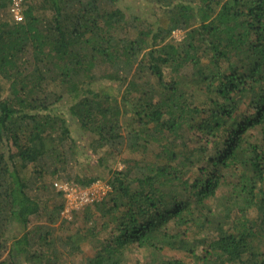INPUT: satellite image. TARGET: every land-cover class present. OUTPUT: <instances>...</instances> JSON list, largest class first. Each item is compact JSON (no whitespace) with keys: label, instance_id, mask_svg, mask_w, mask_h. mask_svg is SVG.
<instances>
[{"label":"trees","instance_id":"obj_1","mask_svg":"<svg viewBox=\"0 0 264 264\" xmlns=\"http://www.w3.org/2000/svg\"><path fill=\"white\" fill-rule=\"evenodd\" d=\"M10 1L0 0V264H59L97 236L53 234L64 202L29 228L41 214L29 190L46 189L47 175L56 189L72 184L56 177L84 156L71 123L97 148L157 146L86 207L108 235L84 264H123L131 248L264 264V0H148L154 9L128 12L115 0H22L21 22Z\"/></svg>","mask_w":264,"mask_h":264},{"label":"rangeland","instance_id":"obj_2","mask_svg":"<svg viewBox=\"0 0 264 264\" xmlns=\"http://www.w3.org/2000/svg\"><path fill=\"white\" fill-rule=\"evenodd\" d=\"M114 5L116 7H122L126 12H128L127 7L133 10L136 9L143 11L155 8L148 0H115ZM114 5H111L110 3L106 4L109 9L114 8ZM182 37L183 32L177 30L173 32L171 39L179 40ZM190 72L191 71H182V74ZM113 86L116 92L121 93V90L116 83H113ZM56 106H58L57 113L63 117H67L66 112L69 108L68 98L65 97ZM70 129L72 131V136L79 144L80 150L84 151V156L79 158L77 163L71 162L68 166L64 167V171L61 173L59 172V175L56 178L61 181L68 180L69 183L72 184H74L72 182L73 177L80 175L84 178L95 177L96 181H99L100 184L104 186L108 184L107 182L113 171L123 169L127 164L133 165L135 162L134 160L141 163V157L151 159L150 150H155L154 147H157L156 145H152L147 149H142V152L140 153L131 152L129 149H122L119 152L114 150L110 151L99 147L97 148V144L93 142V137L91 135L81 133L76 137L75 135L78 131L76 130L75 124L71 123ZM148 149L150 150L148 151ZM43 180L46 189L40 191L35 188L36 186H33L29 190V193L32 196L39 198L41 204V214L31 217L29 228L39 224H48L46 218H48V213L51 212L50 210L65 202L63 196L58 194L57 189L53 185L55 178L47 175ZM107 194L108 192H106L100 201L105 198ZM86 207L88 206L86 205L78 208V210H75L77 212L72 211L70 218L63 215L60 216L58 221L51 228L53 234L58 237H64L75 232L88 234V231L91 230L92 227H95L98 232L96 237L91 238V235L88 236L87 242L81 245V252L77 253L72 259H70V257L60 258L59 264H84L88 258L93 257L95 246H97L100 241H103L108 235L106 230H101L102 219H100L98 212L95 213L96 215L91 221L87 222L85 216L87 210ZM89 208H92V211H94V204L93 206L90 204ZM16 234L19 235L18 237L22 235V233H19L18 231ZM261 244L262 250L264 251V241L261 242ZM199 252L202 253L201 248L197 250V253ZM5 256L6 253L1 254L0 258H5ZM178 256H181L184 259L186 262L185 264H192L194 262L187 253L177 254L175 251L169 250L168 248L159 251L131 248L126 252L123 264H163L169 260L177 259ZM23 264L28 263L24 262Z\"/></svg>","mask_w":264,"mask_h":264},{"label":"built area","instance_id":"obj_3","mask_svg":"<svg viewBox=\"0 0 264 264\" xmlns=\"http://www.w3.org/2000/svg\"><path fill=\"white\" fill-rule=\"evenodd\" d=\"M23 4L22 0H11L9 12L14 20L21 22L23 20ZM55 186L58 190L62 191L64 197V209L62 215L70 218L73 210H78L82 206H88L92 203L100 201V199L110 191L108 184L101 185L99 181L87 187L76 186L74 184H58Z\"/></svg>","mask_w":264,"mask_h":264}]
</instances>
